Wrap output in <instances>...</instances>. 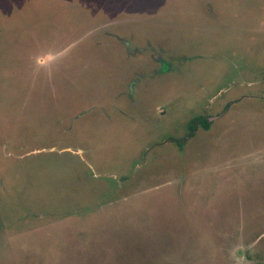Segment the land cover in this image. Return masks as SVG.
Instances as JSON below:
<instances>
[{
    "label": "rangeland",
    "instance_id": "1",
    "mask_svg": "<svg viewBox=\"0 0 264 264\" xmlns=\"http://www.w3.org/2000/svg\"><path fill=\"white\" fill-rule=\"evenodd\" d=\"M0 264H264V0H0Z\"/></svg>",
    "mask_w": 264,
    "mask_h": 264
},
{
    "label": "trees",
    "instance_id": "2",
    "mask_svg": "<svg viewBox=\"0 0 264 264\" xmlns=\"http://www.w3.org/2000/svg\"><path fill=\"white\" fill-rule=\"evenodd\" d=\"M201 124L202 127L206 128V124L205 123H201L200 119H194L191 120V122L189 123V133L192 135V133L194 132V130L196 129L197 125Z\"/></svg>",
    "mask_w": 264,
    "mask_h": 264
}]
</instances>
